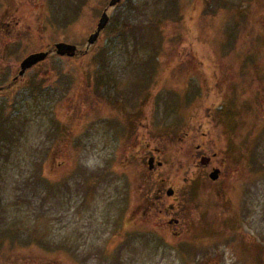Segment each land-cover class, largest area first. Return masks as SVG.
I'll return each mask as SVG.
<instances>
[{"label":"rangeland","instance_id":"obj_1","mask_svg":"<svg viewBox=\"0 0 264 264\" xmlns=\"http://www.w3.org/2000/svg\"><path fill=\"white\" fill-rule=\"evenodd\" d=\"M109 1L0 0V264L252 262L264 0Z\"/></svg>","mask_w":264,"mask_h":264},{"label":"water","instance_id":"obj_2","mask_svg":"<svg viewBox=\"0 0 264 264\" xmlns=\"http://www.w3.org/2000/svg\"><path fill=\"white\" fill-rule=\"evenodd\" d=\"M120 0H110L108 7L104 10V12L101 14L99 21L97 23V27L96 30L89 35L88 40H87V48L88 46L92 45L99 37L100 32L106 27V25L109 22V16L107 14V9L109 7H112L114 5H116ZM86 50H79L77 48L76 45L71 44V43H67V42H57L55 43L49 50L46 51H38V52H34L29 54L28 56H26L21 64H20V71L18 73V76H22L25 71L29 68H31L33 65L43 61L49 54L51 53H56L57 55L60 56H67V57H73L77 54H82L83 52H85ZM18 78V77H17ZM1 90V89H0ZM153 157H151L148 161L149 163V168L152 169L153 168ZM202 163L205 164L206 160L203 159ZM218 173L219 170L218 169H214L211 173H210V178L212 180L217 179L218 177ZM173 190L169 189L167 190V194L170 196L172 195Z\"/></svg>","mask_w":264,"mask_h":264},{"label":"flooded vegetation","instance_id":"obj_3","mask_svg":"<svg viewBox=\"0 0 264 264\" xmlns=\"http://www.w3.org/2000/svg\"><path fill=\"white\" fill-rule=\"evenodd\" d=\"M12 21H15V23H18V21L17 20H15V19H12ZM9 24V23H8ZM186 135H188V133H185ZM196 152H200L202 149H203V145L202 144H197L196 145ZM217 156V154L216 153H213L212 154V157H216ZM198 166H201V165H198ZM223 163L221 162V163H218L216 160H215V162L214 163H212L210 160H208L207 159V162L203 165V166H201V168L203 169V171L204 172H206L207 170H208V172H210L211 170H213V169H215V168H217L218 167V169H219V174H218V179L222 176V168H223ZM208 172H206V173H208ZM217 179V180H218ZM216 180V181H217ZM203 179H202V184H203ZM205 182V181H204ZM200 184V183H199ZM206 184V183H205ZM199 194L200 195H204L205 193L204 192H202V191H200L199 190ZM160 198H158V200H159ZM171 208H172V206H171ZM167 209H166V207H163L161 210H160V214H164V213H166L167 214ZM179 223V220H174V221H170L169 222V224H174V225H177ZM175 234H177V233H175ZM259 245V246H258ZM257 245V248L255 249V250H252V262H250V263H248V264H264V236H262V238H261V240H260V243ZM235 263V262H234ZM233 263V264H234ZM216 264H219V262L218 263H216Z\"/></svg>","mask_w":264,"mask_h":264},{"label":"trees","instance_id":"obj_4","mask_svg":"<svg viewBox=\"0 0 264 264\" xmlns=\"http://www.w3.org/2000/svg\"><path fill=\"white\" fill-rule=\"evenodd\" d=\"M100 83V82H99Z\"/></svg>","mask_w":264,"mask_h":264}]
</instances>
